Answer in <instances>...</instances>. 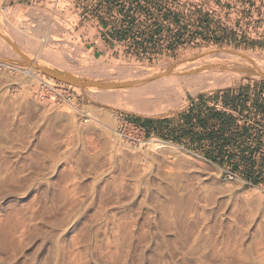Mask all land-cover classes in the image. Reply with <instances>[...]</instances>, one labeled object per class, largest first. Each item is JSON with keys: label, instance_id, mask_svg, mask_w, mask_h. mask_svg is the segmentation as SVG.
<instances>
[{"label": "rangeland", "instance_id": "obj_1", "mask_svg": "<svg viewBox=\"0 0 264 264\" xmlns=\"http://www.w3.org/2000/svg\"><path fill=\"white\" fill-rule=\"evenodd\" d=\"M8 2L0 264H264V176L254 184L131 119L173 117L231 77L264 76V0ZM211 62L231 74L188 80ZM153 83L177 93L132 96Z\"/></svg>", "mask_w": 264, "mask_h": 264}, {"label": "trees", "instance_id": "obj_2", "mask_svg": "<svg viewBox=\"0 0 264 264\" xmlns=\"http://www.w3.org/2000/svg\"><path fill=\"white\" fill-rule=\"evenodd\" d=\"M132 20L131 17L127 22L129 27ZM178 37L179 34L176 41ZM131 119L135 124L144 128L147 134L154 133L162 140L198 151L217 165L222 166L225 161L231 164L233 155H238L240 163L247 166V170L242 172V177L251 180L254 184L258 183L259 177L264 176V155H257L261 147L260 134L251 132V128L247 126L238 130L233 118L224 113L208 111L206 115H202L198 111L195 120L191 118L190 113H185L182 123H175L172 118L131 117ZM251 141L254 142L253 148ZM262 143L264 144V141ZM223 155H227L226 160H223Z\"/></svg>", "mask_w": 264, "mask_h": 264}, {"label": "crops", "instance_id": "obj_3", "mask_svg": "<svg viewBox=\"0 0 264 264\" xmlns=\"http://www.w3.org/2000/svg\"><path fill=\"white\" fill-rule=\"evenodd\" d=\"M6 1H9L8 5L1 6V8L18 9L23 5L22 3H17L20 0H0V4ZM107 37L109 38V36ZM99 41L101 42L100 39ZM97 42L98 41L95 40L96 44ZM183 108L181 113L173 117L145 119L172 118L175 123H182L185 113H190L191 118L195 120L194 118L197 117L198 111L199 114L202 113V115H206L208 111L221 112L233 118L238 130L243 126H247L251 128V132L259 133L261 136V147L257 155H264V144L262 143V141H264V76L252 74L246 76L243 80H236L231 77L223 86L221 85L210 91H200L191 96L187 99ZM250 144H252L251 147L253 148L254 142L251 141ZM223 157V160L227 159V155H223ZM222 166H228L230 170L239 173L247 170V166L240 163L238 155H233L231 164H227L225 161ZM254 170L256 171V169Z\"/></svg>", "mask_w": 264, "mask_h": 264}, {"label": "bare ground", "instance_id": "obj_4", "mask_svg": "<svg viewBox=\"0 0 264 264\" xmlns=\"http://www.w3.org/2000/svg\"><path fill=\"white\" fill-rule=\"evenodd\" d=\"M49 40L52 41V42L54 41V43L57 41V40H55L53 38H50L49 36L45 35L44 39H43V43L47 44ZM63 56L65 57L66 60L73 59L68 54H64ZM230 61H233V59H230ZM229 63L230 62H228V64ZM229 65L215 64L214 62H211V63L205 64V66H202V67L198 66V67L195 68V70H193L189 74L190 78H188V80H190L191 83L194 84V85L201 86V88L203 86H205V85H209V84H213V83L219 82V81H221V79H223V78H225V77H227V76H229L231 74V69H230ZM185 81H186V79H185ZM190 81H188V82H190ZM188 82H186V83H188ZM158 83H153V84H150V85H147V86L145 85V87L133 91L134 93H132L133 94L132 96L136 97L137 94H140V93L141 94H154V97L158 99L157 102H159V100L164 101L165 99L167 101L166 97L170 98V97H172L173 95H175L177 93L175 91L176 90L175 88H174L175 89L174 90L173 88L168 87L166 85H161L162 86L161 87ZM158 88H160L161 90H158ZM148 98L150 99L151 97H148ZM149 99H148V101H150ZM157 99H155V100H157ZM152 101H153V103L150 101L149 105H150V103H152V104L157 103L154 100H152ZM160 103H162V102H160ZM138 107H137L138 108L137 110L146 111L145 109H143L144 107L143 108H140V106H138Z\"/></svg>", "mask_w": 264, "mask_h": 264}, {"label": "built area", "instance_id": "obj_5", "mask_svg": "<svg viewBox=\"0 0 264 264\" xmlns=\"http://www.w3.org/2000/svg\"><path fill=\"white\" fill-rule=\"evenodd\" d=\"M42 81V80H41ZM43 83H45L44 81H43Z\"/></svg>", "mask_w": 264, "mask_h": 264}]
</instances>
